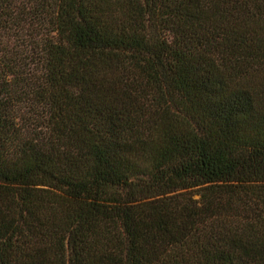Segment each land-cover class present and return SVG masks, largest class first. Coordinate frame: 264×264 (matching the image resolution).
Here are the masks:
<instances>
[{
  "label": "trees",
  "instance_id": "trees-1",
  "mask_svg": "<svg viewBox=\"0 0 264 264\" xmlns=\"http://www.w3.org/2000/svg\"><path fill=\"white\" fill-rule=\"evenodd\" d=\"M0 264H264V0H0Z\"/></svg>",
  "mask_w": 264,
  "mask_h": 264
}]
</instances>
